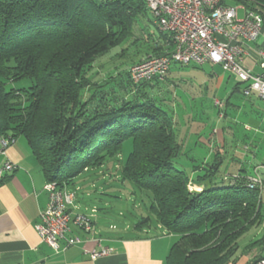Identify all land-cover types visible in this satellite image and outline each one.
<instances>
[{"label":"trees","instance_id":"trees-1","mask_svg":"<svg viewBox=\"0 0 264 264\" xmlns=\"http://www.w3.org/2000/svg\"><path fill=\"white\" fill-rule=\"evenodd\" d=\"M246 4L264 15V1ZM147 10L145 0H0V137H23L47 182L60 188L119 162L120 180L150 200L149 215L133 229L160 226L177 237L166 264H234L238 240L263 221L260 188L247 185L260 167L250 175L222 173L226 152L217 146L208 160L179 168L174 112L153 92L166 78L135 84L134 62L118 79L94 77L96 61L133 39ZM159 34L149 58L169 49ZM127 141L133 151L120 163Z\"/></svg>","mask_w":264,"mask_h":264},{"label":"crops","instance_id":"crops-1","mask_svg":"<svg viewBox=\"0 0 264 264\" xmlns=\"http://www.w3.org/2000/svg\"><path fill=\"white\" fill-rule=\"evenodd\" d=\"M254 7L252 6V9ZM161 37L160 34L159 36H153L151 38L152 46L155 43H161ZM262 43L263 40L260 38L255 43L245 45L250 57L244 65L251 69L254 75L262 72L259 65L261 58L257 52ZM162 51L163 49L159 52ZM230 78H234L236 84L224 96L225 98L218 97V100L216 95H213L211 99L212 105L220 112L216 102L220 100L224 102V115L222 117L224 120L227 118L228 107L237 109V104H233L234 100L238 98L242 100V97H245L243 108L246 119L242 122H251L247 130L254 129L256 134L254 142H256L259 132L262 131L264 133V100L256 94L245 96L242 87L243 83L233 74L225 72L220 66L210 63L203 66L195 64L184 66L175 63L172 65L166 79L159 81L156 83L157 86L153 87V92H157L159 97L169 101V105L174 112L179 140L183 143V153L199 149L200 144H207L206 146L208 147L214 145L213 150L217 146H223L225 150L228 144L226 139L220 135L219 130L217 131L216 129H213L209 135L190 134L189 131L184 132L179 129L182 123L179 125L177 120L182 118L179 114L184 112V107L177 103L178 93L185 86H187L186 91L191 92L188 84L193 85L196 82H199L200 87L202 85L207 86L212 82L219 90L223 88L225 83L229 82ZM206 89L208 90L209 88ZM196 93L200 92L197 91ZM170 99H173L175 105L170 103ZM206 100H208L207 97L202 98L199 103L195 98H185V118L193 119L195 116L194 111H199L200 106L201 111L203 113L206 112L204 109ZM194 103H196V107H193ZM234 121V117L231 118L230 122ZM195 124L196 122L191 124L187 122L185 126L194 127ZM188 135L190 136L188 137ZM214 139L215 144L211 145ZM217 143H221V145ZM212 153L213 151L209 154ZM209 157V155H205L207 160ZM5 160L17 164L18 169L12 173L5 174L0 179V264H166L170 249L177 237L169 234L160 226L145 230L142 233H137L134 230L132 234L114 235L110 233L103 235L97 230L98 225H96L95 221V233L87 234L73 228L69 236L78 237L81 242L65 251L55 252L50 246L42 242L35 230L39 212L46 208L49 199L48 193L44 190L47 180L23 137L17 138L16 142L7 149L6 155L0 154V166ZM257 167L259 168V165H255L247 171H245L246 169H241L239 172L244 170L247 172L246 175H250L254 173V168L256 169ZM261 170H264V167L258 169L259 172ZM260 174L264 180V171H261ZM195 175L196 173H193V178H195ZM195 185L197 190H202L204 187L196 183ZM77 207L80 210L78 205ZM100 248H110L113 252L110 255L92 259L91 252ZM247 262L249 264L251 261L247 260Z\"/></svg>","mask_w":264,"mask_h":264},{"label":"built area","instance_id":"built-area-1","mask_svg":"<svg viewBox=\"0 0 264 264\" xmlns=\"http://www.w3.org/2000/svg\"><path fill=\"white\" fill-rule=\"evenodd\" d=\"M145 0L154 16V24L161 34L169 39V49L163 55L150 57L133 65L130 79L135 84L164 80L173 64L207 63L220 66L225 72L236 76L243 84L244 95H258L264 100V15L249 7L246 2L253 0ZM245 11L244 19H239L238 11ZM262 38V46L257 52L261 58L262 72L254 75L244 64L250 57L245 45ZM216 104L223 108L224 104ZM15 143L11 137H0V154ZM18 169L17 164L5 160L0 166V179ZM264 180L258 172L248 176L250 189L261 188ZM44 190L48 193V203L39 212L35 230L42 242L55 252H62L81 242L78 237L69 236L75 228L87 234L95 233L96 214L82 212L77 207V196L68 188H60L55 182H47ZM110 248H100L91 252L92 259L112 253ZM256 264H264V258Z\"/></svg>","mask_w":264,"mask_h":264},{"label":"rangeland","instance_id":"rangeland-1","mask_svg":"<svg viewBox=\"0 0 264 264\" xmlns=\"http://www.w3.org/2000/svg\"><path fill=\"white\" fill-rule=\"evenodd\" d=\"M228 4L236 3L229 0ZM254 4L259 8L258 4L255 2ZM238 15L239 19H244L245 11L240 9ZM153 20L154 16L152 12L147 10L144 15L137 18L134 38L127 40L119 47L113 49L109 54L100 57L96 61L95 70L98 72L94 76L96 80L103 82L107 79H111V76H115L113 79H118L119 74H125L132 65V62L138 63L141 60L149 58L146 52L149 46L151 47L153 44L151 38L153 36H159V31L153 24ZM202 75L204 76L203 73ZM235 84V79L230 78L229 82L225 83L223 88L218 90L212 82L207 86L202 85L201 87L199 82H196L193 83V85L188 84V88H190L191 92L186 91L187 86H185L177 95V103L178 105L181 104V107H184V112L185 98H195L199 103L202 98H208L204 103L206 112L203 113L200 106L199 111H194L195 116L193 119L185 118L186 113L181 112L179 116L182 118H179L177 121L179 125L182 123L179 129L184 132L189 131L190 134L200 133L202 135H209L213 129L219 130L220 135H222V138L226 139L228 144L227 148L224 150L226 153L222 158L220 172L227 174L238 173L241 169L250 170V168L255 165L264 167V133L260 131L259 137H257L255 140L256 142H254L256 135L254 129L251 128L252 130H247L251 122H242L246 119L243 108L246 98L242 97V100L239 98L234 100L233 104H237V109L228 107L227 118L224 120L220 117L218 109L214 108L212 105L211 99L213 95H216L217 99L218 97L225 98L224 96L230 92ZM242 87L244 90L246 85L243 84ZM206 88L209 89L207 90ZM197 91L200 93H196ZM193 94L195 95L193 96ZM166 101L168 104L169 101ZM221 102L224 103L223 101ZM170 103L172 105L174 104L173 99H170ZM194 104L193 107H196V103ZM233 117L235 121L230 122ZM187 122H190V124L196 122V124L194 127H187L185 126ZM189 136L190 135H188V137ZM212 144H215V139L212 140L211 145ZM217 144L221 145V143ZM206 145L207 144H200L199 149L190 150L184 152V154L182 153L176 160L178 167L185 169V167L189 165V168H191L192 165H195L193 160L198 163L199 159L205 157V155H209V153L213 151L214 145H212V147ZM132 151L133 142H125L119 157L120 163H124ZM118 163L117 161L109 163L105 167V171L103 169H92L89 172H85L69 186V190L75 192L77 196V205L80 207V211L90 212L93 208L98 210L95 218L96 225H98L97 230L103 235L110 233L114 235L132 234L134 233L133 227L137 221L141 217L149 215L148 207L150 200L148 198V193L136 189L130 183H123L120 180V164ZM106 169L108 170L106 171ZM188 171L191 172L190 169H188ZM105 172L107 176L103 175ZM109 176L112 178L110 179ZM261 188L259 192L261 193L260 196L263 202L261 207L263 221L259 225L251 227L249 231L238 240V251L235 256L236 262L234 264H247V260L252 261L264 255V187L262 190ZM113 226L116 228L114 227V229Z\"/></svg>","mask_w":264,"mask_h":264}]
</instances>
